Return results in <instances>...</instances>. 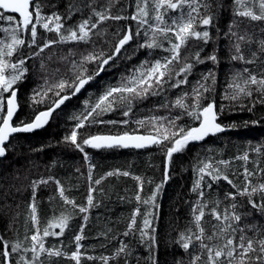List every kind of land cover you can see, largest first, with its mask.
<instances>
[{"label":"trees","instance_id":"1","mask_svg":"<svg viewBox=\"0 0 264 264\" xmlns=\"http://www.w3.org/2000/svg\"><path fill=\"white\" fill-rule=\"evenodd\" d=\"M41 2L45 5V14L54 11L64 13L68 3L76 4L80 11L75 12L66 26L76 25L88 18L92 15V8L105 11L109 4V0H41ZM202 2L210 5L208 12L213 16L212 24L206 29L210 32L211 40L208 44L192 40L182 51V56L191 59L196 51L203 49L201 57L204 58V63L195 65L188 77V83L179 88H169L161 95H150L147 99L135 101L129 117H124L120 110L103 116L106 121L128 119L130 124L127 126L93 124L81 131L85 135L116 134L123 130L137 129L136 121L153 115L174 117L182 110L171 108L172 102L183 92L190 93L196 81L209 71L215 74L213 86L215 90L208 94L209 98H214L218 105L225 106L219 118L220 122L223 125L236 127H229L227 131L209 136L202 142L190 143L185 150L174 154L170 161L166 160V145L165 147L154 145L144 149L96 150L85 147L89 157L85 160L84 153L64 142V137L70 135L76 123L71 117L85 111L86 101L91 100L94 103L107 87L118 85L123 77L128 76L142 62L162 59L169 55L165 50L168 47L167 42L163 48L138 49V45L144 42L141 31L139 36H135L125 46L119 58L110 62L106 71L90 82L81 93L57 109L43 129L30 133H17L8 142L7 154L0 159V234L7 241L10 243L19 241L25 245L30 243L25 240V231L26 228L32 227L28 207L32 200L31 184L33 181L47 180L49 177L53 178V182L40 184L36 192L41 232L53 214L59 217L65 209L72 211V207L64 205L59 197L54 181H60L66 189V195L74 199L78 205L85 207H87L89 186L96 189L94 192L96 207L91 208L87 213H79L77 209L63 236L46 238V246L55 245L57 248L63 246V250L70 254L75 250L74 236L80 234V227L84 224L83 239L80 241L84 251L82 264H103L101 257H108V264H154V262L155 264H190L194 255L201 254L199 243L193 242L190 248L185 250L178 241L182 233L187 236L198 233L193 209L203 204L208 205L204 209L205 216L202 220L207 235H211L213 231L219 232V227L215 229L212 227L214 224L219 225V222L210 215L211 209L216 207L222 215L231 213V205L234 203L237 205L236 211L243 216L238 226L246 229L245 235L255 238L260 233H264V214L252 209L247 204L246 197L237 195L235 200L227 199L225 194L237 193V188L226 181L219 180L208 187L211 180L210 177H205L202 182L204 197H199V190L193 191L194 183L199 179L197 169L202 166L201 162L228 161L227 167L223 164H219L218 167L240 187L244 184L245 167L256 173L264 169V152L254 151L255 148L264 146V103L254 102L260 99L256 93L254 99H244L235 104L221 99L227 85L237 73L243 74L245 68L258 75L264 72V52L259 51V42L264 40V21H252L250 18L235 15L237 6L234 0H202ZM135 10V0H120L111 8V13L129 16ZM201 12L207 14L203 8ZM171 15L175 16L178 13ZM95 19L93 17V20ZM6 26L4 22H0V28ZM129 27L135 32L136 22L127 19L120 21L109 19L93 30L90 43H57L45 49L39 56L30 59L27 62L29 71L26 80L17 85L19 110L14 118L15 123L32 120L34 113L31 97L34 90L42 88L45 79L50 83H56L60 79L71 80L74 77L71 61L79 62L83 55L92 51L99 52L101 49L105 53L114 51L111 47L116 43L114 33L118 30L123 33ZM231 32L250 38L239 43L246 60L253 59L252 52H257L255 63L248 64L242 60L232 59L233 55H236L237 40ZM24 38L30 39V35L26 34ZM47 39L55 40L58 37L56 33L46 32L40 28L39 42L43 43ZM37 50L35 47L23 49L25 54ZM212 54L217 56L215 63L207 59ZM41 64L44 65L43 68ZM86 67L90 72L96 70L95 64H87ZM179 67V64L174 66L175 70ZM172 75L174 76V72ZM208 83L211 85L212 81ZM49 96L55 99L52 93H49ZM165 103L169 104L168 108L162 107ZM34 107L41 111L46 105L38 104ZM249 108L252 110L249 111ZM183 123L195 126V122L187 116L184 117ZM148 130L151 129L141 128L139 131L144 133ZM245 152L249 155L248 162L237 159ZM90 167L91 179H89ZM117 169L121 172L128 171L130 175L106 176V173ZM102 177L99 185L93 183L94 180ZM252 180L253 183H258L260 176H253ZM157 185L161 187L157 189ZM141 186L142 192H140ZM137 192H140L141 196L139 202L136 199ZM154 192L156 196L153 201L149 198ZM254 199L259 201V195ZM144 200H149V203H143ZM136 209H139V212L135 217V225L126 236L124 233L129 231L128 224ZM84 215L88 216L87 221L83 220ZM145 218L150 221L149 229L144 227ZM253 227L256 231L252 230ZM142 229L148 233L143 238ZM54 231L59 230L54 229ZM149 236L155 237L156 243H150ZM205 243L223 244L224 240L216 237L211 242L205 240ZM122 245H126V251L118 252ZM13 256L16 257V254ZM88 256L93 259H87ZM42 259L48 264L49 257L45 255ZM50 259L52 264H75L68 257ZM206 260V254H202L200 264H205Z\"/></svg>","mask_w":264,"mask_h":264},{"label":"snow or ice","instance_id":"2","mask_svg":"<svg viewBox=\"0 0 264 264\" xmlns=\"http://www.w3.org/2000/svg\"><path fill=\"white\" fill-rule=\"evenodd\" d=\"M119 2L120 0H109L105 11L101 12L92 8V15L88 18L81 20L76 25L66 26L67 21L72 19L75 12L80 11L74 3H68L64 13L54 11L45 14V5L41 0H0V22L7 25L0 28V33H2L0 35V157L6 156L7 143L10 142L14 134L29 133L45 127L53 118L57 109L64 105L66 101L81 93L90 82L106 71L110 62L119 58L122 50H125V46L135 36H139L141 31H143L144 42L138 45V49L154 50L163 48L165 42H167L168 47L165 50L169 55L162 59L142 62L128 76L123 77L118 85L107 87L94 103L91 100L86 101L85 111L71 117L76 123L70 135L64 137V142L84 153L85 160L89 158L85 147L96 150L113 148L144 149L154 145L161 147L166 145L165 156L166 160L170 161L174 154L185 150L190 143L203 141L209 136L223 133L229 127H236L235 125H223L220 122L219 118L224 112L225 106L223 104L218 105L214 98H209L208 94L215 90L213 87L215 74L209 71L207 74L202 75L200 80L196 81L190 93L183 92L172 102L171 108L182 110L174 117L153 115L144 120L136 121L137 129L132 131L123 130L116 134L85 135L82 133V129L93 124L127 126L130 124L128 119L106 121L103 116L109 112L120 110L124 117H129L135 101L147 99L150 95H161L169 88H179L181 85L187 84L188 77L195 65L204 63V58L201 57L203 49L196 51L191 59L182 56V51L188 47L192 40L202 41L204 44H208L211 40L210 32L206 29L212 24L213 16L208 12L210 5L203 3L202 0H135L136 10L131 15H113L111 8ZM234 2L237 6L234 12L235 15L250 18L252 21H264V0H234ZM85 7H90V5H85ZM257 7L258 11H256ZM202 8L207 14H202ZM171 13H178V15L173 16ZM93 17L96 19L93 20ZM109 19L135 21L137 27L135 32L129 27L123 33L119 30L114 33L116 43L111 45L114 51L110 53H105L102 49L99 52L92 51L83 55L79 62L71 61L74 73L71 80L60 79L56 83H50L48 79H45L42 88L34 90L31 97L34 119L31 121L22 120L19 124H16L14 118L19 110L17 85L27 78L29 71L27 62L57 43H90L93 30ZM40 28L46 32L56 33L58 39H47L40 43ZM201 28L204 30H199ZM26 34L30 35V39L24 38ZM97 34L99 35V33ZM231 35L236 37L237 40L235 44L236 55H233L232 59L242 60L248 64L255 63L257 52H252L253 59L246 60L239 43V41L250 38L238 35L236 32H231ZM259 44V51L264 52V40H261ZM33 47L38 50L31 51L28 54L23 51L25 48L32 49ZM207 59L215 63L217 56L212 54ZM87 64H95L96 70L90 72L86 67ZM176 64L180 65L178 70L174 68ZM41 67L43 68L44 65L41 64ZM173 72L174 76L172 75ZM208 81H212V84L210 85ZM49 93H52L55 99L50 97ZM254 93L260 97L254 102L264 103V72L258 75L245 68L243 74L237 73L233 77L221 99L235 104L244 99H254ZM38 104H44L46 107L42 111L37 110L34 106ZM162 107L168 108L169 104L165 103ZM248 110L251 111L252 109L249 108ZM185 116L193 120L195 126L183 123ZM253 123H256V121H253ZM141 128H150L151 130L140 133ZM254 151L264 152V146L257 147ZM237 159L248 162L249 155L245 152L242 157H237ZM219 164L227 167L228 161L201 162L202 166L197 169L199 179L195 181L193 191L201 188L205 177H210L211 180L208 187L219 180H224L229 185L237 188V193L229 192L225 194L227 199L235 200L237 195L246 197V202L252 209L264 214V169H260L259 173H256L245 167L243 173L244 184L240 187L229 178L227 173L218 167ZM91 172L90 167L89 179L92 178ZM113 175L129 176L130 173L128 171L121 172L119 169L106 173V176ZM256 175L260 176V181L253 183L252 177ZM167 177L166 167L165 178L167 179ZM102 179L103 177L94 180L93 183L99 185ZM136 179H139V177H136ZM49 182H53V178L33 181L31 184L32 200L28 207L32 227L30 229L26 228L25 231V240L30 243L28 245L19 241L10 243L0 234V264H45L42 259L45 255L49 257L48 264H52L50 259L52 257H68L75 264H82L84 251L80 241L83 239L84 224L80 227V234L74 236L75 250L71 251L70 254L63 250V246L60 248L55 245L46 246V238L63 236L77 209L79 213H87L91 208L96 207L97 205L94 203L96 189L91 185L89 186L87 207H85L78 205L74 199H70L66 195V189L60 181H54L59 197L64 205L72 207V211L69 212L65 209L59 217L53 214V217L49 219L47 226L43 227L41 232L36 192L40 184ZM160 187V185H157V189ZM142 191L141 186L140 192ZM140 192L136 193L138 202L141 200ZM198 195L203 198L205 193L199 191ZM257 195H259V201L254 199ZM155 196L156 193L154 192L149 199L154 201ZM143 203L147 204L149 200H144ZM207 206V204L198 205L193 209L194 223L198 233L193 234V236L182 233L178 241L185 250H188L193 242L199 243L201 254L194 255L190 260V264H200L202 254L207 256L205 264H264V233H260L255 238L245 235L246 229L238 226L243 216L236 211L237 205L232 204L231 213L223 215L218 212L216 207L211 209L210 215L219 222V225L214 224L212 226L214 229L219 227V232L213 231L211 235H207L205 228L202 226V220L205 216L204 209ZM138 212L139 209L133 212L132 220L128 224L129 231L125 232L124 235H129V232L133 229ZM83 220L87 221L88 216L84 215ZM144 227L145 229L150 228V221L147 218L144 220ZM54 229L59 231H54ZM252 230L256 231L255 227ZM151 231L155 230L151 229ZM146 235L148 233L142 229V238ZM216 237L223 239L224 243H205V240L211 242ZM149 241L152 244L156 243L153 236H149ZM125 251L126 245H122L118 249V252ZM13 254H16V257ZM86 258L93 259L90 256ZM100 259L103 264H108V257H101Z\"/></svg>","mask_w":264,"mask_h":264},{"label":"water","instance_id":"3","mask_svg":"<svg viewBox=\"0 0 264 264\" xmlns=\"http://www.w3.org/2000/svg\"><path fill=\"white\" fill-rule=\"evenodd\" d=\"M44 110V109H43ZM42 111V110H41ZM32 119H34V117L32 118ZM44 128V127H43ZM43 128H40V129H43ZM40 129H37V130H40ZM36 131V130H35ZM227 131V130H226ZM225 132V131H224ZM23 133V132H22ZM30 133V132H29ZM17 134V133H16ZM16 134H14V135H16ZM99 134H106V133H99ZM13 135V136H14ZM199 142H202V141H199ZM199 142H196V143H199ZM8 144V143H7ZM131 149H133V148H131ZM1 158H3V157H0V159Z\"/></svg>","mask_w":264,"mask_h":264},{"label":"rangeland","instance_id":"4","mask_svg":"<svg viewBox=\"0 0 264 264\" xmlns=\"http://www.w3.org/2000/svg\"><path fill=\"white\" fill-rule=\"evenodd\" d=\"M198 178H199V174H198ZM203 182V181H202ZM202 185H203V183L201 184V188L199 189V191H201L202 190Z\"/></svg>","mask_w":264,"mask_h":264},{"label":"bare ground","instance_id":"5","mask_svg":"<svg viewBox=\"0 0 264 264\" xmlns=\"http://www.w3.org/2000/svg\"><path fill=\"white\" fill-rule=\"evenodd\" d=\"M31 121V120H30Z\"/></svg>","mask_w":264,"mask_h":264},{"label":"built area","instance_id":"6","mask_svg":"<svg viewBox=\"0 0 264 264\" xmlns=\"http://www.w3.org/2000/svg\"><path fill=\"white\" fill-rule=\"evenodd\" d=\"M202 191V190H201Z\"/></svg>","mask_w":264,"mask_h":264}]
</instances>
